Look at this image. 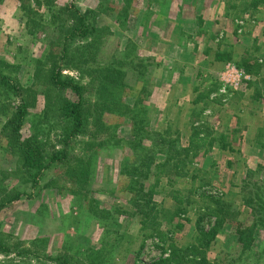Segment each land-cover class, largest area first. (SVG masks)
Here are the masks:
<instances>
[{"label": "rangeland", "instance_id": "rangeland-1", "mask_svg": "<svg viewBox=\"0 0 264 264\" xmlns=\"http://www.w3.org/2000/svg\"><path fill=\"white\" fill-rule=\"evenodd\" d=\"M252 1L0 0V204L19 196L0 208V245L10 248L0 249V264H264V134L257 135L264 125V7L254 10ZM74 8L87 35L71 41V59L62 63L60 26L75 24ZM218 47L232 62L210 61ZM52 49L62 78L82 87L88 133L72 139L64 105L76 96L50 83ZM155 53L166 62L157 63ZM243 59L258 60L261 75L251 76ZM108 68H116L120 89L97 113L103 101L96 85ZM202 81L212 89L196 103L201 110L179 120L174 104L194 100ZM22 111L13 152L6 133ZM220 134L226 150L217 142L193 147L179 175H147L148 187L157 184L159 232L142 229L131 216L133 184L147 171L134 164L152 141L159 135L187 149L193 136ZM22 144L40 153L43 175L26 164ZM252 225L257 236L244 252L237 232Z\"/></svg>", "mask_w": 264, "mask_h": 264}, {"label": "trees", "instance_id": "trees-1", "mask_svg": "<svg viewBox=\"0 0 264 264\" xmlns=\"http://www.w3.org/2000/svg\"><path fill=\"white\" fill-rule=\"evenodd\" d=\"M132 0H130L129 4ZM251 6L254 10H258L260 7H264V0H253L251 3ZM70 8V7H69ZM73 10V9H70ZM66 12V10H65ZM64 8H61L59 10L60 15H64ZM75 14V24L71 28H67V26H60L61 32L64 34L63 39V48L61 49V58L60 61L63 63L64 61L70 60V43L71 41H74V39L78 37H83L87 35V26L84 16L77 11L76 8H74V11H72ZM52 43L51 47L53 46ZM129 45V43H128ZM132 48V45L127 46ZM53 49L50 51V64H53L52 67L49 69V81L50 83H53L54 87L57 90L61 91H68L71 94H74L76 96V100L74 101H67L65 103V114L70 118V120L73 123L72 131L70 132L69 139H72L76 136L87 134L88 131L86 130V127L88 126L86 121V114L83 98H82V87L78 85H74L73 83L66 81L62 78L61 73L59 71L60 67L56 64V56L55 53L56 49L53 51ZM216 60L219 62H232V57L229 56L225 52H219L216 55ZM243 64L246 65L247 68L245 70H248V73L255 77H258L261 75L260 70L262 68V65L258 62V60H255V62H252L251 60H244ZM250 61L253 63H250ZM249 64V65H248ZM236 65L240 68H243L242 64L236 63ZM148 65L144 67L146 70ZM108 70L110 72L108 73ZM104 71H107V73L103 74L99 80V84L96 85V90L98 92V100L103 101V104H100L96 107L97 113H99V110H104L103 107L104 104H109V101L107 98L113 97L114 100H116L117 96V89H120L119 87V78L116 77L117 70L116 68H108L104 69ZM35 76L37 78H40L43 75V71L40 67L36 68ZM5 78H2V80ZM264 83V79L262 80ZM250 82H248L249 84ZM113 88V89H112ZM112 98V99H113ZM97 100L96 104H99L100 102ZM201 100L198 99L197 102ZM26 106V105H24ZM23 106V107H24ZM22 107V108H23ZM107 107V106H106ZM21 108V110H22ZM20 110V111H21ZM25 111H22L20 115L17 118V124H14L15 129L13 131H8L6 133L9 142L8 148L9 150H12L15 152V149H17V146H12L14 137H18V132L20 128H22L24 121H25ZM100 120V117L97 116V121ZM87 131V132H86ZM134 135V134H133ZM156 135V134H155ZM199 135V134H198ZM226 136L223 134L218 135L217 138H213L211 136H206L203 138H199L198 136H193L192 140L193 143L190 144L189 148H181L178 144V141L176 140H168L160 137L158 135V139L152 141V151H148L147 155L144 159H142L139 163L138 161L135 162V171L137 172L139 165L146 168L147 172H142L143 175L140 176L138 179L134 181L133 187L135 189L137 198L135 199L132 207V217H140L141 223L143 225L142 229L148 230V233H155L159 232V224L158 219L160 212H158L156 204H154L152 198L154 196V193L157 188V184L147 186L145 183V179L147 178V175L151 172H155V175L159 174H173V175H179L181 171L185 168V163L187 159L191 156L190 152L193 151V147H201V146H213L214 143L217 142V147L221 149H227L228 145L226 144ZM69 144V143H68ZM67 144V145H68ZM23 154L26 157V164L29 167H33L37 170V177L40 175H43L48 167V165L44 164L40 153L33 148L30 145L22 144L21 146ZM160 156V158H158ZM160 159V160H159ZM59 158H54L52 161H58ZM19 196L15 195H7V198L3 203L0 204V208H4L14 202V200H17ZM175 200H177L176 197H174ZM179 201V200H177ZM179 210L182 205L181 201L177 203ZM251 209L252 206H250ZM257 226L252 225L250 228L246 229H240L238 230L237 234L238 236V242L242 245V248L244 252L250 248V246L255 242V238L257 236L256 234ZM149 233V234H150ZM202 234L205 236L202 232ZM208 239V238H207ZM208 241V240H207ZM0 249H3L6 252H10V248L5 247L3 248L2 245H0ZM176 255V254H174ZM67 262V259H64L63 262ZM154 264H167V261L162 262H156ZM182 264H210L206 258H202L200 260L192 259V260H186Z\"/></svg>", "mask_w": 264, "mask_h": 264}, {"label": "crops", "instance_id": "crops-1", "mask_svg": "<svg viewBox=\"0 0 264 264\" xmlns=\"http://www.w3.org/2000/svg\"><path fill=\"white\" fill-rule=\"evenodd\" d=\"M144 4H142L141 6H143ZM141 28V27H140ZM151 28H153V26H151ZM144 30V28H142V31ZM155 34H157V33H155ZM211 47V46H210ZM224 50H222V48H220L219 49V47L216 49V53L212 56V55H210L211 57H212V60H210V61H212L213 63H214V65L216 66V67H218V66H220V65H222L224 62H219V61H217L216 60V55L219 53V52H223ZM214 53V52H213ZM156 54V53H155ZM189 54H190V52H189ZM156 57H157V63L159 62V60H163L164 62H166V59H164L163 58V56H159L158 54H156L155 55ZM192 56H193V54H192ZM210 57V58H211ZM235 57H233V61H235ZM225 64V63H224ZM223 64V65H224ZM222 68H223V66H222ZM164 71H166L165 70V67H163L162 68ZM221 71H222V69H220ZM219 70V71H220ZM208 71H212V70H208ZM216 71V70H215ZM219 71L218 72H213V73H219ZM187 72V71H186ZM184 74V73H183ZM201 74V73H200ZM199 74V75H200ZM217 74H215V75H217ZM198 75V74H197ZM211 75V74H210ZM220 75V74H219ZM201 76V75H200ZM222 77V76H221ZM242 82H245V83H247L248 81L247 80H244V79H240ZM239 80V81H240ZM223 81H225V80H223ZM189 82H190V78L189 77H187L185 80H183V85H184V87H183V89H186V91L189 89V85H187V84H189ZM203 82H205V81H202V83H199V85L198 86H196L193 90H192V92L193 93H199L197 96H196V98L194 99V100H190V102L188 103V104H185L183 107H181V105L178 107L176 104H174L175 105V107H176V110L174 111V116L175 117H177V118H179V120H188L189 118H194L195 116L193 115V114H195V112L194 111H200L201 110V104H196L197 103V98L198 99H200V98H202V97H204V96H208V93L211 91V87H210V85H209V83H203ZM248 84V83H247ZM185 85H187V86H185ZM192 85H194V82L192 83ZM248 85H252V83H250V84H248ZM246 86V85H245ZM245 86H243V87H245ZM232 87H234V88H236L235 86H232ZM240 93V92H239ZM243 94V93H242ZM184 95V94H183ZM244 95V94H243ZM169 99H171V96H170V93L168 94V99L167 100H169ZM201 101V100H200ZM169 102V101H168ZM214 105H216L215 106V109L218 107V103L216 102V103H214ZM213 105V106H214ZM213 106H211V107H213ZM206 107H207V104H206ZM196 109V110H195ZM164 112V111H163ZM191 118V119H192ZM183 122H185V121H183ZM247 130H249V127H248V129ZM246 133V132H245ZM247 133H248V131H247ZM246 133V134H247ZM264 134V125H263V123L261 124H258V129H257V135H263ZM189 139H191V137L189 138ZM259 139V138H258Z\"/></svg>", "mask_w": 264, "mask_h": 264}, {"label": "built area", "instance_id": "built-area-1", "mask_svg": "<svg viewBox=\"0 0 264 264\" xmlns=\"http://www.w3.org/2000/svg\"><path fill=\"white\" fill-rule=\"evenodd\" d=\"M228 72H229V75L237 74L236 76L238 77V70H237V69H234V67L232 68L231 65H229ZM233 73H234V74H233ZM240 74H241V73H240ZM228 77H230V76H228ZM233 77H234V76H232V80H236V81H237V79H239V78H233ZM232 80H231V81H227V83H228V84L231 83ZM247 81H248V80H247ZM225 82H226V81H225Z\"/></svg>", "mask_w": 264, "mask_h": 264}]
</instances>
